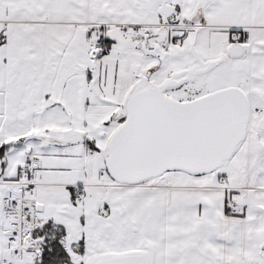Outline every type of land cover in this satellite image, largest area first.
<instances>
[{
  "label": "snow or ice",
  "instance_id": "1",
  "mask_svg": "<svg viewBox=\"0 0 264 264\" xmlns=\"http://www.w3.org/2000/svg\"><path fill=\"white\" fill-rule=\"evenodd\" d=\"M0 264H264V0H0Z\"/></svg>",
  "mask_w": 264,
  "mask_h": 264
}]
</instances>
